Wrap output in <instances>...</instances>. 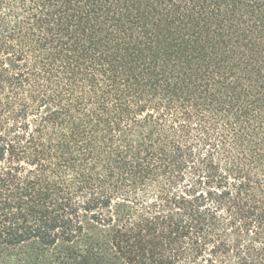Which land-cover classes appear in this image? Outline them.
<instances>
[{"label": "trees", "instance_id": "obj_1", "mask_svg": "<svg viewBox=\"0 0 264 264\" xmlns=\"http://www.w3.org/2000/svg\"><path fill=\"white\" fill-rule=\"evenodd\" d=\"M0 264H264V0H0Z\"/></svg>", "mask_w": 264, "mask_h": 264}, {"label": "rangeland", "instance_id": "obj_2", "mask_svg": "<svg viewBox=\"0 0 264 264\" xmlns=\"http://www.w3.org/2000/svg\"><path fill=\"white\" fill-rule=\"evenodd\" d=\"M27 249H30V247L29 248H27L26 246L25 247H17L16 249H14L12 252H10L13 256H17V258L19 257V256H22L24 253H26L27 251Z\"/></svg>", "mask_w": 264, "mask_h": 264}]
</instances>
